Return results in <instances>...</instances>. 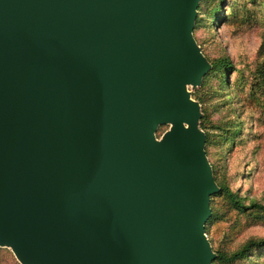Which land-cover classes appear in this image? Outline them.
Masks as SVG:
<instances>
[{"label": "water", "instance_id": "95a60500", "mask_svg": "<svg viewBox=\"0 0 264 264\" xmlns=\"http://www.w3.org/2000/svg\"><path fill=\"white\" fill-rule=\"evenodd\" d=\"M199 1L0 0V246L21 264H213Z\"/></svg>", "mask_w": 264, "mask_h": 264}, {"label": "rangeland", "instance_id": "374dc122", "mask_svg": "<svg viewBox=\"0 0 264 264\" xmlns=\"http://www.w3.org/2000/svg\"><path fill=\"white\" fill-rule=\"evenodd\" d=\"M192 36L210 68L186 89L198 107L196 127L218 187L204 233L222 264H264V211L239 210L222 190L243 205L264 206V0H200ZM220 59L232 67H213ZM171 126L158 125L155 137ZM248 245L244 256L230 258ZM0 248L21 264L9 247ZM0 264L11 262L0 257Z\"/></svg>", "mask_w": 264, "mask_h": 264}, {"label": "trees", "instance_id": "16d2710c", "mask_svg": "<svg viewBox=\"0 0 264 264\" xmlns=\"http://www.w3.org/2000/svg\"><path fill=\"white\" fill-rule=\"evenodd\" d=\"M214 10V9H213ZM197 21H199V19L196 20V24H197ZM213 67H218V68H222V67H225V68H230L232 67V65L230 64V62L228 60H223V59H220L218 60L217 62L213 63ZM264 84V83H263ZM222 190H224V193L227 194L230 198V201H232L233 205L235 208L239 209V210H246L248 208H251L253 206H256L258 207L259 209H262L264 211V206L261 205V204H258V203H254V204H251V205H243L242 202H240L236 197L235 195L227 188V187H224L222 186ZM250 248V245H248L247 247H244L242 250H239V251H236L234 252L230 258L232 259H238L242 256H244V254L247 252V250ZM0 257H3L5 260H7L8 262H11V264H17L14 259L11 257L10 253H8L7 251H4L2 248H0ZM224 256L221 254V255H216L213 263L214 264H222V261L225 260L223 259Z\"/></svg>", "mask_w": 264, "mask_h": 264}]
</instances>
